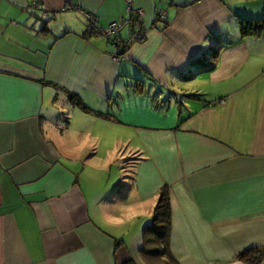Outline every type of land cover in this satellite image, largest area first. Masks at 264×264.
<instances>
[{
    "label": "crops",
    "instance_id": "crops-1",
    "mask_svg": "<svg viewBox=\"0 0 264 264\" xmlns=\"http://www.w3.org/2000/svg\"><path fill=\"white\" fill-rule=\"evenodd\" d=\"M164 190L180 264L264 248V0H0V264H152Z\"/></svg>",
    "mask_w": 264,
    "mask_h": 264
},
{
    "label": "trees",
    "instance_id": "trees-1",
    "mask_svg": "<svg viewBox=\"0 0 264 264\" xmlns=\"http://www.w3.org/2000/svg\"><path fill=\"white\" fill-rule=\"evenodd\" d=\"M153 219L154 222L158 223V226H149L148 233L151 236L146 240V247L143 254L152 264H180L171 254L169 247L171 206L168 191L164 190L161 192ZM237 258L245 264H262L264 248L253 247L247 249L239 253Z\"/></svg>",
    "mask_w": 264,
    "mask_h": 264
},
{
    "label": "built area",
    "instance_id": "built-area-1",
    "mask_svg": "<svg viewBox=\"0 0 264 264\" xmlns=\"http://www.w3.org/2000/svg\"><path fill=\"white\" fill-rule=\"evenodd\" d=\"M29 1L32 6H37V0ZM129 2L130 4L128 11L132 14L131 18L120 19L119 21L109 24V26L107 27L100 26L98 24V18L92 12L83 11L86 18V32L88 34L104 35L111 39L116 48V60H121L124 51L128 49L132 44L142 43L146 40V30L144 26L145 12L143 11V9L134 10L131 1ZM158 16L162 21L166 19V14L164 12H161ZM128 23L132 24L134 27H136V29L129 35L128 38L124 39L120 36V30Z\"/></svg>",
    "mask_w": 264,
    "mask_h": 264
},
{
    "label": "bare ground",
    "instance_id": "bare-ground-1",
    "mask_svg": "<svg viewBox=\"0 0 264 264\" xmlns=\"http://www.w3.org/2000/svg\"><path fill=\"white\" fill-rule=\"evenodd\" d=\"M65 10L68 11H77V9H79V7L77 5H73L71 3L66 4V6L64 7Z\"/></svg>",
    "mask_w": 264,
    "mask_h": 264
},
{
    "label": "rangeland",
    "instance_id": "rangeland-1",
    "mask_svg": "<svg viewBox=\"0 0 264 264\" xmlns=\"http://www.w3.org/2000/svg\"><path fill=\"white\" fill-rule=\"evenodd\" d=\"M66 112H67V111H66ZM66 114H67V116H69V117L71 116V114H70V113H68V112H67ZM152 218H153V215H151V218H150V216H149V217H147V218L145 219V221H147V220H149V219H152ZM149 225H150V224H149Z\"/></svg>",
    "mask_w": 264,
    "mask_h": 264
}]
</instances>
